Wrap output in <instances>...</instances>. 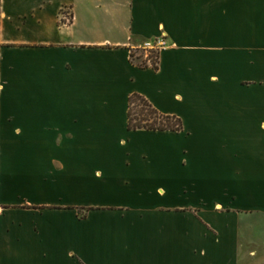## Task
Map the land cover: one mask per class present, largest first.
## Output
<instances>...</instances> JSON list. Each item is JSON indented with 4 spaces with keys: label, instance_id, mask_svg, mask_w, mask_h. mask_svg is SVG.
Here are the masks:
<instances>
[{
    "label": "crops",
    "instance_id": "crops-1",
    "mask_svg": "<svg viewBox=\"0 0 264 264\" xmlns=\"http://www.w3.org/2000/svg\"><path fill=\"white\" fill-rule=\"evenodd\" d=\"M258 230L264 0H0V264H264Z\"/></svg>",
    "mask_w": 264,
    "mask_h": 264
},
{
    "label": "trees",
    "instance_id": "trees-1",
    "mask_svg": "<svg viewBox=\"0 0 264 264\" xmlns=\"http://www.w3.org/2000/svg\"><path fill=\"white\" fill-rule=\"evenodd\" d=\"M137 53L133 52L132 58L136 60L142 59V56L137 57ZM154 68L159 69V58L156 60ZM141 68H147L146 62H140L138 64ZM137 102L142 105V110L139 113L135 112L134 107ZM129 130H147V131H171V132H181L183 131V122L181 119L175 116H165L158 112L148 100L143 96L134 94L130 98V111H129Z\"/></svg>",
    "mask_w": 264,
    "mask_h": 264
},
{
    "label": "built area",
    "instance_id": "built-area-1",
    "mask_svg": "<svg viewBox=\"0 0 264 264\" xmlns=\"http://www.w3.org/2000/svg\"><path fill=\"white\" fill-rule=\"evenodd\" d=\"M70 23V18L66 19ZM168 47V41L165 36L156 38L154 40H149L143 44L141 49H139L138 54H141L142 59H133L134 63L138 65L140 62H146L147 68H154V64L157 63L156 60L160 59V54ZM158 64V63H157ZM139 66V65H138ZM140 67V66H139ZM156 70V69H155Z\"/></svg>",
    "mask_w": 264,
    "mask_h": 264
},
{
    "label": "rangeland",
    "instance_id": "rangeland-1",
    "mask_svg": "<svg viewBox=\"0 0 264 264\" xmlns=\"http://www.w3.org/2000/svg\"><path fill=\"white\" fill-rule=\"evenodd\" d=\"M137 57H139V56H141V54H138L137 53V55H136ZM134 110H135V112H137V113H139L140 114V112H141V110H142V105H141V103L140 102H137L136 103V105H135V107H134ZM80 212V217L81 218H86V212H87V209H80L79 210ZM257 236H263L264 235V232L262 231H257V234H256ZM4 264H7V263H4Z\"/></svg>",
    "mask_w": 264,
    "mask_h": 264
}]
</instances>
